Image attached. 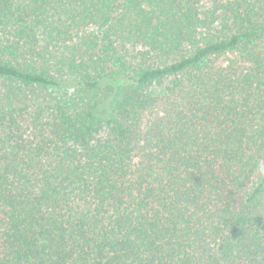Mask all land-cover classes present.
<instances>
[{"label": "trees", "instance_id": "obj_1", "mask_svg": "<svg viewBox=\"0 0 264 264\" xmlns=\"http://www.w3.org/2000/svg\"><path fill=\"white\" fill-rule=\"evenodd\" d=\"M263 165L264 0H0V264H264Z\"/></svg>", "mask_w": 264, "mask_h": 264}, {"label": "rangeland", "instance_id": "obj_2", "mask_svg": "<svg viewBox=\"0 0 264 264\" xmlns=\"http://www.w3.org/2000/svg\"><path fill=\"white\" fill-rule=\"evenodd\" d=\"M263 168H264V165H263ZM241 204H242V198H238V200H237V206L239 207V206H241Z\"/></svg>", "mask_w": 264, "mask_h": 264}]
</instances>
